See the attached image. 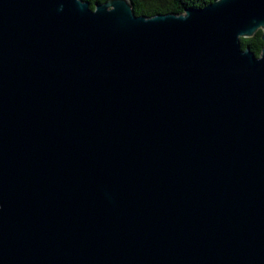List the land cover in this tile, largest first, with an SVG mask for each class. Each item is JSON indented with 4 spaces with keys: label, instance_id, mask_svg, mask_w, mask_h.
<instances>
[{
    "label": "water",
    "instance_id": "obj_1",
    "mask_svg": "<svg viewBox=\"0 0 264 264\" xmlns=\"http://www.w3.org/2000/svg\"><path fill=\"white\" fill-rule=\"evenodd\" d=\"M0 264H264V0H0Z\"/></svg>",
    "mask_w": 264,
    "mask_h": 264
},
{
    "label": "trees",
    "instance_id": "obj_2",
    "mask_svg": "<svg viewBox=\"0 0 264 264\" xmlns=\"http://www.w3.org/2000/svg\"><path fill=\"white\" fill-rule=\"evenodd\" d=\"M93 8L96 2L105 0H83ZM213 0H131L132 8L136 15L151 16L158 13L175 12L181 13L187 7H202ZM240 44L242 48L249 47L253 53L260 54L263 41L261 40V30L258 29L251 37H241Z\"/></svg>",
    "mask_w": 264,
    "mask_h": 264
}]
</instances>
